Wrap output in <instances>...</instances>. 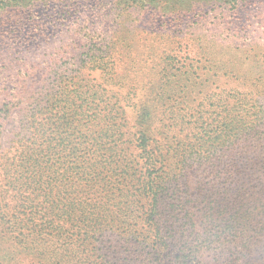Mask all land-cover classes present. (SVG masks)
<instances>
[{
    "label": "trees",
    "instance_id": "1",
    "mask_svg": "<svg viewBox=\"0 0 264 264\" xmlns=\"http://www.w3.org/2000/svg\"><path fill=\"white\" fill-rule=\"evenodd\" d=\"M208 1L0 0V46L12 58L0 71V264H264L262 107L221 97V116L197 113L189 136L165 106L179 51L203 47L181 24ZM60 19L69 26L51 40ZM254 41L256 68L222 43L221 61L239 60L238 83L264 97ZM28 45L41 52L25 55ZM74 51L85 58L70 70L61 58ZM189 61L194 85L209 72ZM13 113L17 130L2 143ZM174 127L187 130L177 145ZM194 165L206 173L191 184ZM196 241L218 242L214 263Z\"/></svg>",
    "mask_w": 264,
    "mask_h": 264
},
{
    "label": "rangeland",
    "instance_id": "2",
    "mask_svg": "<svg viewBox=\"0 0 264 264\" xmlns=\"http://www.w3.org/2000/svg\"><path fill=\"white\" fill-rule=\"evenodd\" d=\"M228 2L210 0L198 4V6H195L196 8L191 11L188 20L181 24L182 35L200 39L203 47L201 55L199 56L195 54V52L188 55L187 51H179L182 56L180 57L181 61L184 63H181L180 67L175 65L171 68L170 72H168L172 93L166 97L165 106L174 108L173 110L176 115L184 117L186 128H191L189 136L193 135L198 128L197 124H191V122H195L193 116L197 113L200 112L204 114L205 118L209 116L211 118L221 116V97L228 95L227 103L229 104H232L235 98L243 100L246 98L250 108L258 110L259 106H261L264 111V97L251 94L250 90L238 83L239 78L236 72L240 70L238 69L239 60L236 61L237 63L232 61L233 65L229 66H225L221 61L222 43L226 46H232L227 57L235 59L237 56L241 55V51L246 52L249 54L250 66L255 62L252 67L256 68L257 61L255 58L258 57L254 55L253 46H251L253 42L251 43V41L257 40L263 44L264 47V19L261 17V14L264 13V0H239L238 2L235 1V3L231 0L230 3ZM237 20L240 21L239 25H235ZM67 26H69V21L62 19L55 20V22L50 24L51 40H58L65 33ZM153 28L154 32L160 31L158 32L160 34L175 30L172 26H167L162 30H159L157 26H153ZM150 36H153V33H151ZM211 41H214V43H212L213 49H211L210 52L207 46ZM31 51L35 52V54L36 52H41L39 49L36 50L33 45H28L24 49L25 55H30ZM217 51L219 55H213V52L217 53ZM188 57H193L194 59ZM84 58V55H81L78 51L67 52L66 54L63 53L61 62L66 64L67 68L73 70L80 63L82 64ZM11 60L12 58L7 53L5 46L2 47L1 45L0 71H9ZM189 60H192L195 66H201L203 69L205 68L206 72H209V75L206 77L200 73L194 74V85L192 83H187L184 79L187 65L190 63ZM95 73L96 72L93 71L91 75L86 76L88 85L95 84V80L93 79L96 75ZM185 77L187 78V75H185ZM40 85L39 83L37 84V86ZM221 93H225V95ZM246 95L247 97H245ZM254 110H251V116L255 115L253 113ZM204 121L210 122L211 119H206ZM260 121L262 122V120ZM17 126V114L13 113L8 122H6V132L2 137V143H5L4 140L10 136L11 131L15 132L17 130ZM177 128L178 127L173 128V132L178 135V137L175 138V145L181 141L184 133H187V130L179 131ZM187 141L186 139L185 142ZM197 166L198 165H194V168H192L194 170L191 171V184H194L195 179L193 176L195 174L198 172L206 173L201 171V169L197 170ZM194 246L196 251H200V256L203 260L214 263L215 259L219 257L220 249L216 241L202 244L196 241Z\"/></svg>",
    "mask_w": 264,
    "mask_h": 264
}]
</instances>
